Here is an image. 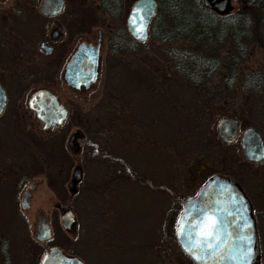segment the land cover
<instances>
[{"label": "rangeland", "instance_id": "374dc122", "mask_svg": "<svg viewBox=\"0 0 264 264\" xmlns=\"http://www.w3.org/2000/svg\"><path fill=\"white\" fill-rule=\"evenodd\" d=\"M12 1L0 0V38L10 31L18 42L23 38L35 41L46 29L44 17L23 9L25 16L13 18ZM34 1L36 6L39 0ZM72 1L82 8L83 36L93 37L94 27L106 19L105 14L95 9V0H65ZM131 1H124L125 10ZM124 21L125 11L109 26L121 27ZM104 44L97 79L79 94L63 91L51 70L34 73L30 79L0 73L7 103L0 115V162L5 152L8 160L12 151L18 182L42 179L32 208L38 205L48 210L50 200L60 195L63 203L73 205L80 217L78 244L86 264H193L178 246L173 225L182 197L205 177L230 174L241 183L255 209L264 210V163L243 159L238 139L239 129L253 126L264 143V94L243 96L225 87L220 74L202 85L188 83L170 68L164 44L156 39L146 37L134 50L118 55H109ZM261 60L260 50L254 49L241 65L254 67ZM6 62V47L0 44V66ZM50 80L51 88L79 116L78 123L68 115L55 131L45 133L29 116L24 100L32 86ZM221 116L237 119L232 141L223 142L216 133ZM76 124L82 135L77 140L79 150L73 153L67 137ZM75 164L82 169L80 198L71 195L66 184ZM23 214L30 223L31 210ZM17 218L19 234L21 217ZM30 247L36 260L40 247L35 242ZM17 251L20 260L18 237Z\"/></svg>", "mask_w": 264, "mask_h": 264}, {"label": "flooded vegetation", "instance_id": "af4514ba", "mask_svg": "<svg viewBox=\"0 0 264 264\" xmlns=\"http://www.w3.org/2000/svg\"><path fill=\"white\" fill-rule=\"evenodd\" d=\"M124 1L125 0H120V6L118 8L119 14L118 16L113 17V14L111 15L101 6L99 0H95V9H97L100 13L105 14L106 19L104 21H100V25H96L94 27V36L92 37V35L83 36L82 8L78 2L72 1L66 3L65 0H62L60 8L56 9L54 6L48 5V12H42L39 10L40 0L36 3V6L34 0H13L12 4L10 3V15H12L13 18L17 15L25 16L24 13L22 14L23 9L27 10L26 13L31 11L32 14L33 11H36L37 14L44 17L46 29L44 33L35 41L23 38L18 42L13 38L14 36L10 33V31L7 33V36L6 34L1 36L0 44H2L4 48L6 47L9 62H6L3 66L1 65L2 67L0 66V73L2 75L17 73V76H19L20 79H24L25 77L30 79L33 77L34 73L51 70L58 75L63 91L65 92L79 94L81 91L90 88L95 83L98 76L103 55L101 50L103 42L105 43L104 45H106L109 55H113L108 49L107 38L114 31L115 27H110L109 25L112 21L122 17L123 11H125L126 15L129 5L125 10ZM7 20L9 21L10 18H7ZM108 26L110 27V31H107ZM117 28H119V25ZM121 28H125V25L121 26ZM85 30L86 29L84 28V31ZM97 40H99L98 70L94 82L90 83L87 88H83L81 85L78 88L69 86L63 80L62 75L71 54L75 51L80 42L84 41L85 43H91L94 45ZM50 82L51 80L44 81L41 84L32 86L26 93L24 100V106L30 112L29 116L32 120H34V122L39 124V129L45 133L55 131L57 127L66 121L68 115L73 116V121L77 123L79 116L77 111H71L69 104L67 105V103L60 97L59 92L51 88ZM0 85L4 91V102L0 111L1 115L7 107V103L6 92L1 81ZM39 88L48 89L50 92L55 94L57 101L65 107L66 116L59 123L49 124L43 128L41 120H39L35 116L34 111L28 107L27 100L29 96L33 91ZM15 110L16 108L14 107L10 113L11 119L15 114ZM81 135L82 131L77 124L68 134L67 146L73 153H77L79 150V143L77 140L81 137ZM7 154L8 153L6 152L4 153V160L0 162V264H78V262L86 264V258L83 256V251H81L82 248L78 244V240L81 236V230H79L80 217L77 211L75 212L73 209V205L68 201L63 203L62 195H60L56 200H50L52 201V204L51 208L48 210H45L38 205L35 208H32L33 196L39 189L42 179L25 178L24 180L22 179L18 182L16 155L11 151L7 160ZM38 157H40V155H38ZM254 163L263 164L264 162ZM122 164L124 168L130 172L129 163L124 161ZM45 166L50 167V164L46 163ZM73 172H75V176L74 180L71 182ZM132 174L136 176L134 173ZM219 174L231 176L226 172H221ZM81 175V166L79 164H75L70 172V178L66 183L70 194H75L77 198H80L82 195V191L80 189L82 183ZM136 177L139 179V175ZM207 177H205L189 195L184 197L194 196ZM231 177L234 178L233 176ZM234 179L243 191V194L247 197L250 205L249 214L254 228L258 252L257 264H262V247H264V210L255 209L254 204L246 190L236 178ZM32 182L35 183L32 187H30ZM26 188L29 189L30 195L27 196L26 206L21 207L20 198ZM209 202H214V200H210ZM198 205H200L199 201H191L189 205H186V208L191 209L194 206L202 208L201 206H203ZM181 209L182 199L180 209L178 210L174 220L173 233L176 219L178 218V214ZM28 210H31L32 215L30 223L23 214ZM67 210H69V213H65L66 215H63ZM38 211H42V215L49 226V235L42 240L35 238V218ZM54 212H57V215L54 214L51 217L50 214ZM18 216L21 217V228L19 229V234L16 228ZM187 216L189 217V220L186 222V225L189 224V229L192 233H198L196 236L197 243L202 241L203 246L206 244L211 247V249H215L220 252V254H217L218 262L222 264H232L233 259L237 260L238 256L246 255V253L241 250L239 241L241 227L245 228L247 221L238 225L236 220L237 215L232 211L229 210L224 213H218L204 207L197 210L195 213L191 212L187 214ZM17 237L20 239V249L22 254L20 260L18 259ZM33 242L40 247L36 260L33 259V247L32 249L30 247ZM86 248L85 252H87V249H91ZM189 259L191 260V258ZM240 261L241 259L239 258L238 262L240 263ZM192 263L195 264L193 261Z\"/></svg>", "mask_w": 264, "mask_h": 264}, {"label": "trees", "instance_id": "16d2710c", "mask_svg": "<svg viewBox=\"0 0 264 264\" xmlns=\"http://www.w3.org/2000/svg\"><path fill=\"white\" fill-rule=\"evenodd\" d=\"M26 1V0H23ZM113 17L120 0H99ZM148 38L163 43L170 68L198 86L220 74L225 87L247 94H264V0H234L225 13L205 7L201 0H155ZM137 41L125 28L107 38L110 53L134 50ZM254 49L262 60L254 67L241 65Z\"/></svg>", "mask_w": 264, "mask_h": 264}, {"label": "water", "instance_id": "95a60500", "mask_svg": "<svg viewBox=\"0 0 264 264\" xmlns=\"http://www.w3.org/2000/svg\"><path fill=\"white\" fill-rule=\"evenodd\" d=\"M61 3L62 0H40L39 10L48 12V5L58 9ZM201 3L205 7L218 13H225L232 6L230 0H201ZM155 9V0H132L129 4L125 15V28L128 34L136 41H143L148 36L150 20ZM133 20L135 21L134 23L132 22ZM141 26L144 30L142 38L135 31ZM98 43L99 40L94 45L82 41L77 45V48L67 61L62 75L63 80L69 86L78 88L81 85L83 88H87L90 83L94 82L98 70ZM3 102L4 91L0 85V111ZM27 104L34 111L35 116L41 120L43 128L49 124L59 123L66 116L65 107L57 101L55 94L45 88H39L33 91L27 100ZM237 126L235 116L219 117L216 121V133L219 139L223 142H229L235 139ZM238 139L240 154L243 159L253 162H264V143L259 131L255 127L246 126L239 129ZM74 176L75 172L72 174L71 182L74 180ZM34 183L32 182L30 187ZM29 195L30 191L26 188L20 198L21 207L26 206L27 196ZM210 200H214V202H209ZM191 201H199L200 205L198 206L203 205L201 206L202 208L205 207L208 210H213L218 213L232 211L237 215L236 220L238 225L247 221L245 228L241 227L239 241L241 250L246 255L238 256V259H241L240 263L238 259H233L232 264H257L258 252L254 228L249 214L250 205L247 197L243 194V191L234 178L219 173H213L208 176L194 196L182 198V209L178 214L174 228V237L178 246L195 264H222L217 261V254H220V252L211 249L206 244L203 246L202 241L197 243L196 236L198 233H192L189 229V224L186 225V222L189 220L187 214L191 212L195 213L197 210L202 209L196 206L187 209L186 205H189ZM65 213H69V210L65 211L63 215H66ZM35 226L36 239L42 240L49 235V226L42 215V211L37 212ZM78 264L81 263L78 262Z\"/></svg>", "mask_w": 264, "mask_h": 264}, {"label": "snow or ice", "instance_id": "6c2138e0", "mask_svg": "<svg viewBox=\"0 0 264 264\" xmlns=\"http://www.w3.org/2000/svg\"><path fill=\"white\" fill-rule=\"evenodd\" d=\"M133 23L135 22L134 20L132 21ZM140 36H141V38H142V36H143V27L141 26V27H139V28H137L136 30H135Z\"/></svg>", "mask_w": 264, "mask_h": 264}]
</instances>
